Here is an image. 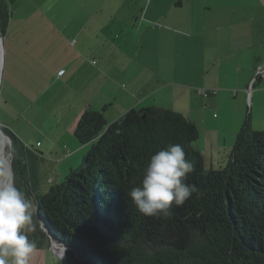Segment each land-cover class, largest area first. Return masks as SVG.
<instances>
[{
  "label": "crops",
  "instance_id": "obj_1",
  "mask_svg": "<svg viewBox=\"0 0 264 264\" xmlns=\"http://www.w3.org/2000/svg\"><path fill=\"white\" fill-rule=\"evenodd\" d=\"M2 47V105L26 112L1 123L20 137L26 122L37 128L41 160L67 171L92 145L75 137L87 109L111 123L150 107L181 113L215 168L264 103V0H21Z\"/></svg>",
  "mask_w": 264,
  "mask_h": 264
},
{
  "label": "trees",
  "instance_id": "obj_2",
  "mask_svg": "<svg viewBox=\"0 0 264 264\" xmlns=\"http://www.w3.org/2000/svg\"><path fill=\"white\" fill-rule=\"evenodd\" d=\"M19 1L0 0L3 36ZM2 130L12 146L15 184L35 205L38 226L30 239L48 246L41 227L47 229L66 248L68 264H264V130L252 131L250 116L227 163L215 169L193 146L197 125L181 113L150 107L111 123L87 109L75 137L92 147L46 194L40 155L10 128ZM169 143L184 146L195 165L187 182L198 191L158 220L142 215L126 193L140 186L150 156Z\"/></svg>",
  "mask_w": 264,
  "mask_h": 264
},
{
  "label": "clouds",
  "instance_id": "obj_3",
  "mask_svg": "<svg viewBox=\"0 0 264 264\" xmlns=\"http://www.w3.org/2000/svg\"><path fill=\"white\" fill-rule=\"evenodd\" d=\"M195 165L187 158L184 146L169 143L150 156L142 170L140 186L126 193L144 216L167 220L173 206L182 207L197 188L188 183ZM5 173L0 171V176ZM8 180L0 183V264H31L37 244L29 234L37 230L35 205L15 184L11 167Z\"/></svg>",
  "mask_w": 264,
  "mask_h": 264
},
{
  "label": "rangeland",
  "instance_id": "obj_4",
  "mask_svg": "<svg viewBox=\"0 0 264 264\" xmlns=\"http://www.w3.org/2000/svg\"><path fill=\"white\" fill-rule=\"evenodd\" d=\"M259 99H264V96H259ZM264 103L259 104V115L257 113V109L255 108L253 111V117H252V131H262L264 130ZM233 106V105H231ZM234 107V106H233ZM26 107L22 105H12L10 107H6L5 105H2V102L0 101V117H21L26 112ZM52 110V107L45 108L42 110H34L36 115L33 113L32 109H30L29 113L25 115V117H50L49 112ZM252 110V108H251ZM28 111V110H27ZM23 112L21 116H18ZM37 126L40 124L38 122H35ZM0 126L10 128L18 137H20L17 132L12 128L5 126L0 121ZM23 130L25 132V135H22L20 139L29 147H32L33 150L36 151H42L39 148H36V142L34 140H38L44 142V139L41 135H43L42 132L38 131L37 128H32L31 125H29L28 122L23 124ZM25 136V137H23ZM34 141V142H33ZM197 142L193 143V146H197ZM92 145L90 146V148ZM47 156V155H45ZM85 156V155H84ZM84 156L81 159V163L84 159ZM11 147H10V139L6 137V158L11 165ZM226 164V161L222 163L219 167L224 166ZM39 166V186H40V192L42 194H46L49 190L52 184L61 183L65 180L66 176L69 174L71 169L66 170V164L57 165L50 156H47L45 160H40L38 162ZM58 167L57 173L55 172L56 168ZM207 167H210L207 165ZM218 165H216L215 169L219 168ZM77 167L73 168L76 169ZM2 171L5 173L4 176H0V183L6 182L8 180V170L5 166L2 167ZM14 173V172H13ZM12 173V179L15 181V177ZM53 179L54 181H50ZM53 182V183H52ZM33 238V237H32ZM31 238V239H32ZM31 264H68L66 258L64 257L63 253L60 249H53L50 245L43 246L42 248H37L36 253L34 254Z\"/></svg>",
  "mask_w": 264,
  "mask_h": 264
},
{
  "label": "bare ground",
  "instance_id": "obj_5",
  "mask_svg": "<svg viewBox=\"0 0 264 264\" xmlns=\"http://www.w3.org/2000/svg\"><path fill=\"white\" fill-rule=\"evenodd\" d=\"M2 67H3V47H2V43L0 42V75H1ZM3 166H5L8 170L10 167V163L6 158V136L0 130V171H2ZM55 248L59 249V247L57 246H54V249Z\"/></svg>",
  "mask_w": 264,
  "mask_h": 264
},
{
  "label": "water",
  "instance_id": "obj_6",
  "mask_svg": "<svg viewBox=\"0 0 264 264\" xmlns=\"http://www.w3.org/2000/svg\"><path fill=\"white\" fill-rule=\"evenodd\" d=\"M3 38H4V36H3L2 33L0 32V42H1V43L3 42ZM1 77H2V71H1V75H0V101H1ZM0 130H1V132L5 135V133L3 132L1 126H0ZM5 136H6V135H5ZM6 137H7V136H6ZM7 138H8V137H7ZM10 147L12 148V146H11V142H10ZM11 170H12V173H13V169H12V168H11ZM13 175H14V173H13ZM41 228H42L43 233L45 234V236L49 239V245H50L53 249H54V246L59 247V249L62 250L64 257L67 259L66 248H65L63 245L59 244V243H58V242L52 237L51 233H50L47 229H45V228H43V227H41Z\"/></svg>",
  "mask_w": 264,
  "mask_h": 264
},
{
  "label": "built area",
  "instance_id": "obj_7",
  "mask_svg": "<svg viewBox=\"0 0 264 264\" xmlns=\"http://www.w3.org/2000/svg\"><path fill=\"white\" fill-rule=\"evenodd\" d=\"M94 64L96 63V62H93ZM257 75H262V76H264V69L263 70H258L257 71ZM254 84V83H253ZM205 96H208V94L207 93H203ZM40 144H38V146H39Z\"/></svg>",
  "mask_w": 264,
  "mask_h": 264
}]
</instances>
